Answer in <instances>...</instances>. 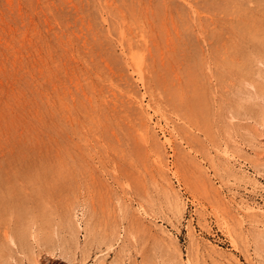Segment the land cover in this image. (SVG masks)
Instances as JSON below:
<instances>
[{
	"label": "rangeland",
	"instance_id": "rangeland-1",
	"mask_svg": "<svg viewBox=\"0 0 264 264\" xmlns=\"http://www.w3.org/2000/svg\"><path fill=\"white\" fill-rule=\"evenodd\" d=\"M0 238V264H264V0H0Z\"/></svg>",
	"mask_w": 264,
	"mask_h": 264
},
{
	"label": "bare ground",
	"instance_id": "bare-ground-1",
	"mask_svg": "<svg viewBox=\"0 0 264 264\" xmlns=\"http://www.w3.org/2000/svg\"><path fill=\"white\" fill-rule=\"evenodd\" d=\"M201 30V29H200ZM129 60H131V62H132V65H133V67H134V69L136 70V72H137V74L139 75V76H141V80H143L144 79V67H145V55H143V54H137V53H135V52H132V53H130V57H129ZM143 82V81H142ZM145 85V84H144ZM253 100V99H252ZM252 102V101H251ZM253 109H254V107H253ZM250 110H252V109H250ZM255 110V109H254ZM247 112V111H246ZM6 198V197H5ZM9 200V199H8ZM22 204V203H21ZM6 205V204H5ZM19 205V204H18ZM176 205V204H175ZM4 206V205H3ZM11 207V206H10ZM17 207H19V206H17ZM15 209V208H14ZM21 210H19V211H17V212H20ZM41 211V210H40ZM70 211V210H69ZM14 212V211H13ZM28 212V211H27ZM42 212H43V210H42ZM4 214V213H3ZM15 214V213H14ZM20 214H22V213H20ZM52 214V213H51ZM26 216V215H25ZM37 216V215H36ZM5 217H6V215H5ZM16 217V216H15ZM61 224V223H60ZM20 228V227H19ZM78 228V227H77ZM87 228H89V227H87ZM88 230L89 229H87V232H88ZM105 230V229H104ZM74 231H76V229H74ZM50 232V231H49ZM19 233V232H18ZM102 233V232H101ZM50 234V233H49ZM94 234V233H93ZM24 235V234H23ZM60 235V234H59ZM51 236V235H50ZM113 236V235H112ZM107 237V236H106ZM59 238V237H58ZM1 239V238H0ZM8 240V239H7ZM118 240V239H117ZM104 241H105V239H104ZM14 243V242H13ZM77 243V242H76ZM19 244V243H18ZM23 246V245H22ZM108 246V245H107ZM110 246H112V245H110ZM19 247V246H18ZM78 248H80V247H78ZM19 251H21V250H19ZM7 253V252H6ZM32 253V252H31ZM2 255V254H1ZM5 256V255H4ZM3 256V257H4ZM31 256H32V254H31ZM175 261V260H174ZM1 262V261H0ZM15 262V261H14Z\"/></svg>",
	"mask_w": 264,
	"mask_h": 264
}]
</instances>
